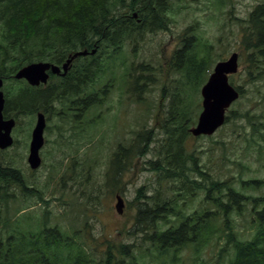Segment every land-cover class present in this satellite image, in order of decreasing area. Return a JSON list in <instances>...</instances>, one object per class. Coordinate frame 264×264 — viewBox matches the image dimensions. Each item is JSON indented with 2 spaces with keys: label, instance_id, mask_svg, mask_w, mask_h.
I'll return each instance as SVG.
<instances>
[{
  "label": "trees",
  "instance_id": "16d2710c",
  "mask_svg": "<svg viewBox=\"0 0 264 264\" xmlns=\"http://www.w3.org/2000/svg\"><path fill=\"white\" fill-rule=\"evenodd\" d=\"M168 12L164 0H0L4 117L14 118L17 126L23 117H34L39 111L47 116L56 114L64 121L57 126L60 135L65 131L67 138H73L84 129L82 119L104 104L110 90L105 85L99 92H87L88 85L112 73L114 54L125 44L136 46L148 32L167 29ZM248 20L249 48L253 50L250 61L257 74L263 75L264 4L257 5ZM181 44L169 61L171 71L181 74L172 85L175 89L167 97L168 108L161 117L162 143L151 146L153 128L138 131L128 146L116 147L106 173L108 182L116 185L126 171L135 168L141 155L153 153L147 162L156 181L149 194L143 188L138 192L146 199L139 201L135 217L138 234L134 237L138 239L116 243L106 238L96 262L84 245L88 241L80 239L74 228L70 233L58 224L50 226L47 217L36 230L22 228L19 217L28 207L18 206L17 216H10V203L23 195H35L36 189L29 186L22 168L7 156L8 151L0 149V264H178L188 250L199 256L221 233L227 238L222 252L228 259L232 256L229 264H264V196L253 200L252 234L241 237L234 229L232 213H242L249 197L237 185L208 172L199 151L188 145L190 129L202 110L201 87L212 72L213 44H202L196 32L184 37ZM94 49L96 52L90 53ZM80 50L89 53L76 57L66 75L51 73L47 84L33 86L15 77L20 68L32 62L62 66ZM102 53L105 55L100 58ZM138 69L142 73L133 76L134 94L148 84L141 81L143 68ZM230 82L234 85L233 79ZM235 86L242 95L243 86ZM167 90L171 89L165 86L163 92L167 94ZM229 119L227 115L226 121ZM263 181L251 178L243 185L261 187ZM199 191L206 193L207 204L214 209L190 211L188 198ZM166 213L173 222L163 227L164 221L171 220ZM63 250L69 251L68 259L59 261Z\"/></svg>",
  "mask_w": 264,
  "mask_h": 264
},
{
  "label": "rangeland",
  "instance_id": "374dc122",
  "mask_svg": "<svg viewBox=\"0 0 264 264\" xmlns=\"http://www.w3.org/2000/svg\"><path fill=\"white\" fill-rule=\"evenodd\" d=\"M164 2L169 11L165 16L168 28L148 32L136 46L125 44L114 54L112 73L88 85L87 92H99L105 85L110 90L104 104L97 105L82 119L84 129L80 133L73 138H67L65 131L60 135L57 126L64 124L63 119L56 114L47 116L45 144L40 150L42 164L38 169H31L27 157L37 114L28 115L13 129L12 135L18 142L2 149L22 168L29 186L36 189L35 195H23L19 201L11 202L9 215L17 216L18 206L28 207L20 212L18 221L24 229L36 230L46 217L50 226L58 224L70 233L74 228L80 239L88 241L84 245L96 262L102 254L100 250L105 248L101 242L106 238L116 243L138 239L134 237L138 234L135 217L139 201L146 200L138 196V192L143 188L149 194L156 181L147 162L153 158V153L148 151L141 155L135 168L126 171L116 185L108 182L106 173L116 147L128 146L138 131L153 128L151 146L162 143L161 117L168 108L167 97L175 89L172 85H176L175 79L181 74L171 71L170 57L181 47L183 38L195 32L202 44H213L211 71L220 58L224 60L234 52L239 54V70L229 78L234 85L243 86L244 93L228 109V121L211 135L192 134L188 145L199 151L201 163L208 172L237 185L249 197L242 205V213H232L234 229L241 237L252 234L253 200L264 196V181L261 187L243 185V181L251 178L264 180V74L258 75L250 61L253 50L249 48L248 20L250 12L264 0ZM104 55L102 53L100 58ZM140 66L143 68L141 81L148 84L134 94L131 84L133 76L142 73ZM165 86L171 89L167 94L163 92ZM142 147L145 148V144ZM117 195L123 198L121 212L116 209ZM205 197L203 191L189 197L190 211L214 209ZM165 215L171 220L164 221L163 227L173 222L169 213ZM224 234L212 240L199 256L194 257L188 250L178 264H229L232 256L228 259L226 252H222L227 239ZM68 255L69 251L63 250L59 261L67 260ZM142 258L150 260V257Z\"/></svg>",
  "mask_w": 264,
  "mask_h": 264
},
{
  "label": "water",
  "instance_id": "95a60500",
  "mask_svg": "<svg viewBox=\"0 0 264 264\" xmlns=\"http://www.w3.org/2000/svg\"><path fill=\"white\" fill-rule=\"evenodd\" d=\"M135 16L137 14L135 13ZM97 49L90 53H95ZM89 51L80 50L72 54L62 66L49 61H37L20 68L15 77L25 79L30 85L39 86L47 84L51 73L66 75L71 68L72 61L78 56L87 55ZM239 55L234 52L226 60L216 63L213 72L201 88L202 110L198 116L195 126L190 131L193 135H211L226 121V112L231 104L240 96V92L229 81V76L239 69ZM4 78L0 76V149H7L14 143L12 135L16 125L14 118L4 117L5 93L3 91ZM47 125L46 116L42 111L37 114V119L31 133L29 153L27 162L31 169H38L42 164L40 150L45 144V128ZM116 209L121 212L123 198L116 197Z\"/></svg>",
  "mask_w": 264,
  "mask_h": 264
},
{
  "label": "flooded vegetation",
  "instance_id": "af4514ba",
  "mask_svg": "<svg viewBox=\"0 0 264 264\" xmlns=\"http://www.w3.org/2000/svg\"><path fill=\"white\" fill-rule=\"evenodd\" d=\"M262 4H264V2L258 3L257 5H262ZM257 5H256V6H257ZM256 6H255V7H256ZM255 7H254V8H255ZM253 10H254V9H253ZM253 10H252V11H253ZM37 114H38V112H37ZM45 116H46V119H48L47 115H45ZM47 121H48V120H47Z\"/></svg>",
  "mask_w": 264,
  "mask_h": 264
}]
</instances>
